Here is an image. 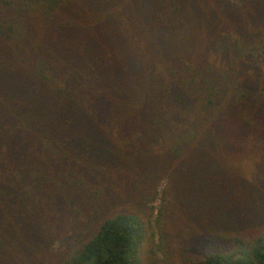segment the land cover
Returning a JSON list of instances; mask_svg holds the SVG:
<instances>
[{
    "label": "trees",
    "instance_id": "1",
    "mask_svg": "<svg viewBox=\"0 0 264 264\" xmlns=\"http://www.w3.org/2000/svg\"><path fill=\"white\" fill-rule=\"evenodd\" d=\"M0 264H264V0H0Z\"/></svg>",
    "mask_w": 264,
    "mask_h": 264
},
{
    "label": "rangeland",
    "instance_id": "2",
    "mask_svg": "<svg viewBox=\"0 0 264 264\" xmlns=\"http://www.w3.org/2000/svg\"><path fill=\"white\" fill-rule=\"evenodd\" d=\"M166 185H167V179L165 178V177H163V178H161L160 180H159V183L157 184V196H156V199L152 202L153 203V205H154V216L156 215V212H157V210H158V207L160 206V195L162 194V191H163V189L166 187ZM176 202V201H175ZM175 204H173V207H175L174 206ZM181 216H182V218L184 219V220H187L186 218L188 217L187 216V214L186 213H182L181 214ZM182 222V221H181ZM182 225L183 226H185V224H184V222H182ZM67 226V227H66ZM66 226H64L69 232H70V235H72V234H74L75 233V231H76V228L75 229H73V228H69V225L67 224ZM180 229V228H179ZM181 230V229H180ZM182 230H184V229H182ZM181 230V231H182ZM65 236H68V234H67V232H65V234H61V236H59L54 242H55V246L57 247V250H58V252H60V250L63 248V246H57L56 245V243H60L61 241H63V239H64V237ZM156 241H158L157 240V237H156ZM157 253L159 252V251H156ZM161 256V255H160Z\"/></svg>",
    "mask_w": 264,
    "mask_h": 264
}]
</instances>
